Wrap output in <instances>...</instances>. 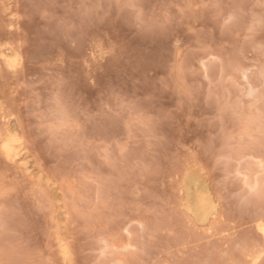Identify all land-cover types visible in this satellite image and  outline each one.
<instances>
[{
	"label": "clouds",
	"instance_id": "clouds-1",
	"mask_svg": "<svg viewBox=\"0 0 264 264\" xmlns=\"http://www.w3.org/2000/svg\"><path fill=\"white\" fill-rule=\"evenodd\" d=\"M0 264H264V0H0Z\"/></svg>",
	"mask_w": 264,
	"mask_h": 264
}]
</instances>
